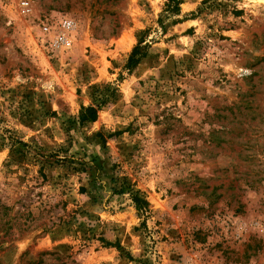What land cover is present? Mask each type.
Instances as JSON below:
<instances>
[{"label":"rangeland","instance_id":"obj_1","mask_svg":"<svg viewBox=\"0 0 264 264\" xmlns=\"http://www.w3.org/2000/svg\"><path fill=\"white\" fill-rule=\"evenodd\" d=\"M166 2L0 0V264H264V0Z\"/></svg>","mask_w":264,"mask_h":264},{"label":"trees","instance_id":"obj_2","mask_svg":"<svg viewBox=\"0 0 264 264\" xmlns=\"http://www.w3.org/2000/svg\"><path fill=\"white\" fill-rule=\"evenodd\" d=\"M181 5V0H167V2L164 4V9H163V16H176L179 14V6ZM142 41H139L132 49L126 64H125V69L130 72L133 70L139 61L145 56V47L141 46ZM96 114H97V107H83L81 108V112L79 115V121L80 123L84 122H93L96 119ZM44 177V176H42ZM131 201L133 204L134 209L137 211L139 215H145L147 213V203L145 202L144 199L140 198L137 195H134L131 197ZM105 246H111L110 243L102 241ZM114 247L120 251L121 253H124L125 255L126 252L124 251L123 248H121L117 243L114 244Z\"/></svg>","mask_w":264,"mask_h":264},{"label":"built area","instance_id":"obj_3","mask_svg":"<svg viewBox=\"0 0 264 264\" xmlns=\"http://www.w3.org/2000/svg\"><path fill=\"white\" fill-rule=\"evenodd\" d=\"M27 5L28 4L26 3H22L20 5L21 12L23 14L29 13L31 11L29 8H27ZM39 29L41 35L46 37V43L48 47L52 50H55L68 44L72 24L67 20H62L58 23H49L48 21H43L39 24Z\"/></svg>","mask_w":264,"mask_h":264}]
</instances>
